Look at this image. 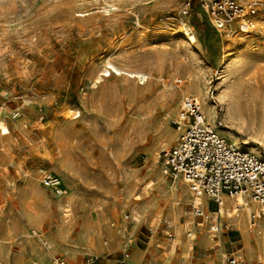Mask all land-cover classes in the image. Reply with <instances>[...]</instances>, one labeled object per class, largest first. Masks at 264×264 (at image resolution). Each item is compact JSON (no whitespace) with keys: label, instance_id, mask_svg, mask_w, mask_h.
<instances>
[{"label":"rangeland","instance_id":"374dc122","mask_svg":"<svg viewBox=\"0 0 264 264\" xmlns=\"http://www.w3.org/2000/svg\"><path fill=\"white\" fill-rule=\"evenodd\" d=\"M209 1L0 0V264H118L126 253L140 264L186 253V264H224L232 254L264 264L257 202L246 197L247 222L261 221L262 238L247 248L208 196L200 216L188 185L169 199L177 183L162 172L195 85L215 108L212 123H229L264 157V9L256 31L238 21L218 30ZM226 61L232 87L220 90ZM47 174L61 178L63 195L42 183Z\"/></svg>","mask_w":264,"mask_h":264},{"label":"built area","instance_id":"2783aa9c","mask_svg":"<svg viewBox=\"0 0 264 264\" xmlns=\"http://www.w3.org/2000/svg\"><path fill=\"white\" fill-rule=\"evenodd\" d=\"M202 5L218 30L238 21L240 30L247 32L256 31L264 0H211ZM183 13L187 14L188 8ZM210 99L216 104L213 91ZM174 123L179 136L174 146L162 151L164 175L183 180L196 195L208 196L219 208L226 195L236 194L264 205V157L248 148H239L223 136L218 130L224 127L223 123L219 120L212 123L194 97L184 99ZM42 183L63 195V182L58 175L47 174ZM199 205L194 210L200 216L203 211ZM251 219L256 216L252 214ZM212 231H218V226L212 227ZM129 256L124 254L118 264H134ZM94 261L92 256L88 258V262ZM239 261V256L230 255L224 264H238Z\"/></svg>","mask_w":264,"mask_h":264},{"label":"bare ground","instance_id":"6f19581e","mask_svg":"<svg viewBox=\"0 0 264 264\" xmlns=\"http://www.w3.org/2000/svg\"><path fill=\"white\" fill-rule=\"evenodd\" d=\"M189 30V29H188ZM187 36H188V40L195 44L196 42V38L194 35H192L191 33H187ZM231 62L229 61H226L224 64H223V74L222 75V79L220 81V86H219V89L221 90V88H223L225 85H226V88H230L232 86H228V83L230 82L229 81V75L231 74V71H232V67H231ZM113 70L115 71V73L117 75H126L127 77H130V78H138L139 81L141 82H147L148 81V78H149V75L145 72H140V71H134V70H127V69H123L121 67H118V66H114L113 67ZM233 72V71H232ZM104 76H107V75H110V72L108 69H105L104 72L102 73ZM233 74V73H232ZM194 87L195 89V93L193 94L195 96V98L200 101L201 105H202V108L203 110L206 112L209 120L212 122V120H214L213 118L216 116L215 115V108L214 106H210L209 109L206 108V102H207V98L205 96V93L204 91L202 90V88L200 87H196L195 86H192ZM234 87V85H233ZM219 97L221 98L222 101H224V103H228L227 102V98H228V101H229V95L227 94H224V91H221L220 92V95ZM160 99V98H159ZM230 103V102H229ZM228 103V104H229ZM72 116H73V119H76L78 117H80V112L77 111V110H74L71 112ZM0 125H3V122H0ZM231 125L229 123H227L223 128H219L218 127V130L220 133H223V134H227L229 137H230V140L232 141L233 144L237 145L239 148H248L250 150H255V151H258V147L256 146H251V147H248L246 146L244 143L240 142L238 140V138L231 132V130L228 129V127H230ZM144 127V126H143ZM232 127V126H231ZM5 128V127H4ZM236 129V128H235ZM245 143L249 142L248 140H244ZM261 144V143H260ZM264 147V146H263ZM175 183H177V186L174 187L173 185H171L170 187L167 188V191L169 193V199H172V198H175L176 197V194L177 193H186V187L185 185H187L183 180L181 182V180H175ZM188 195L190 196H193V197H196V203L195 205H198L199 203L202 204L203 206H205V203H206V200H207V197L205 195L203 196H199V195H196L193 191H189L187 193ZM226 202L224 203L223 206H221L220 210L218 211L219 214H222L224 217H226L225 219H227L230 223V225L232 226L233 224H237V226L243 231V235H244V243L246 245L247 248L250 247L251 243L253 240H255L256 242L259 241V224L261 221H259V219H257V221H255V224L254 225H251V223L249 222V225H248V222H247V217H249V214L252 212V206H251V203H249V201L247 200V198L245 196H243L242 194H238L237 197H229V199H225ZM178 203V202H177ZM175 202V204H177ZM255 203V202H254ZM253 204V203H252ZM258 205H256L255 210H257V215L258 216H261V212H264V205L260 204V203H257ZM242 205V206H241ZM177 206V205H176ZM146 207V206H145ZM144 207V208H145ZM147 208V207H146ZM179 211V208H174L173 209V212L175 214H177ZM147 212V211H146ZM145 212V214H146ZM133 213L135 215H137L138 217L140 216L141 217V214L139 212L138 209L134 208L133 209ZM144 216V215H143ZM137 219V218H136ZM258 222V223H257ZM243 224L245 226H243ZM248 226H249V229H248ZM206 232V231H205ZM212 236V235H211ZM203 238V237H202ZM210 238V237H209ZM213 238V237H212ZM211 239V238H210ZM184 240V239H183ZM193 240V239H192ZM205 245L207 242H210L211 240H207L205 239ZM213 241V239H212ZM171 244V243H169ZM175 244V243H174ZM198 245V244H197ZM208 245V244H207ZM188 246H189V243H188ZM200 246V245H199ZM185 248V247H184ZM168 249V248H167ZM174 249V248H173ZM178 249V248H177ZM186 250V248H185ZM189 250V249H188ZM177 251V250H176ZM183 252V251H182ZM171 253V252H170ZM185 253V252H184ZM190 253H186V256H182L180 257L179 259H175L173 261H171L170 263L171 264H176V263H180V264H186L189 260H186L188 259V257L190 256L189 255ZM130 257V256H129ZM158 257V256H157ZM177 257V256H176ZM191 257V256H190ZM134 264H140L138 262V260L140 259L139 257V253L138 254H134L132 255V257L130 258ZM164 259V258H163ZM142 260V259H141ZM156 260V259H155ZM167 262L169 261L166 260ZM190 262V261H189ZM150 263V262H149ZM169 263V262H168ZM153 264V263H152Z\"/></svg>","mask_w":264,"mask_h":264},{"label":"crops","instance_id":"0c3cea01","mask_svg":"<svg viewBox=\"0 0 264 264\" xmlns=\"http://www.w3.org/2000/svg\"><path fill=\"white\" fill-rule=\"evenodd\" d=\"M238 196V194H236V195H226L225 197H224V203L226 202V200L225 199H229V197H237ZM244 196V195H243ZM209 202H208V199H207V202H206V204L208 205V208H209V204H208ZM224 205V204H223ZM242 206V205H241ZM253 210H255V209H253ZM261 213H264V212H261ZM233 225H235V226H237V224H233ZM243 226H245L244 224H243ZM262 223L260 222V224H259V241L257 242V243H259L260 241H261V229H262ZM238 227V226H237ZM239 228V227H238ZM243 241H244V235H243ZM251 246V245H250ZM232 255H237V256H239L240 257V261H239V263L238 264H240L241 262H243L244 261V259H243V256H242V254H232ZM261 255H259V257H260Z\"/></svg>","mask_w":264,"mask_h":264}]
</instances>
